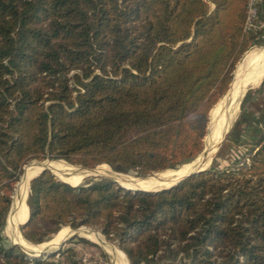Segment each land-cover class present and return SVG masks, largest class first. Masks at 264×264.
Masks as SVG:
<instances>
[{
  "label": "trees",
  "instance_id": "16d2710c",
  "mask_svg": "<svg viewBox=\"0 0 264 264\" xmlns=\"http://www.w3.org/2000/svg\"><path fill=\"white\" fill-rule=\"evenodd\" d=\"M248 4L0 0V264L50 262L2 235L31 160L147 175L203 151L209 112L258 41L245 28ZM258 136L249 163L160 191L109 177L75 186L44 170L30 183L23 235L41 244L64 227L89 226L131 264H264V131Z\"/></svg>",
  "mask_w": 264,
  "mask_h": 264
},
{
  "label": "rangeland",
  "instance_id": "374dc122",
  "mask_svg": "<svg viewBox=\"0 0 264 264\" xmlns=\"http://www.w3.org/2000/svg\"><path fill=\"white\" fill-rule=\"evenodd\" d=\"M256 1L259 4V7L260 6L263 7L262 10L260 9L259 18L256 20V23L258 21H261V22L264 23V18H262V17H264V0H256ZM252 33H254V34L259 33L258 34V38H257L258 41H257V43H255L254 45H252L244 53V55L242 56V58L240 59V61L235 65V68H234L233 73H232L233 74V79H232V81H231V83L229 85V89H230V87L232 88L234 82H236V81H233L234 78H235V76L237 77L236 71L238 70V68L240 67V65L242 64V62H244L245 58H246V60H245L246 63H247V61H249V63H251V65L254 64L253 62H255L257 55H259V54L255 53L256 51L254 49H256V48H258L260 46H264V28H262L261 30H259V29L252 30ZM251 50H253V51H251ZM251 65H249V64H246V65L243 64V66L245 68H249ZM260 83L258 85H254L253 87L250 86V85H248V86H245V88H244V86H243V89L241 91V94L238 97V101H239L238 106H235V107H237V109L234 111L233 116H231V123L229 125L226 124V126L217 127L215 130L210 129L211 128V125H212V116L217 111V108L220 106V104H222L224 102V100L227 99V98H225V96L227 94L224 97H222L212 107V109L210 110V112H209V122H208V127H207V135L204 138V147H205L206 152L207 151H209L210 153L213 152L211 150H214V152H213L212 155H209L210 156L209 157V163L207 164L208 167L212 168L214 166H217V167L223 168V167H227V166H235L237 164V161H238L237 158L239 157V155H241L243 153L242 152V148H243L242 145L243 144H241V147L238 146L239 143H240V141L238 139V134H241L242 133V130H243L242 127H241L242 124L239 123V122L240 121L243 122L246 119V117H248V115L250 113V108L252 107V106L250 107V105H251L252 102L255 101L254 100L255 99L254 98L255 96H253V93H254L255 89H257V87L260 86ZM231 84H232V86H231ZM223 98H225V99H223ZM241 101H242V103H241ZM235 119H236V121L234 122ZM232 122H234V123H232ZM238 124H239V126H238ZM228 131H229V133H227ZM214 135H216L217 137H214ZM255 141L249 147V151H247V153H250L251 152V149L253 148ZM219 144H221L220 150L218 151L217 154H215L216 151H217V149H218V147H219ZM239 150H240V152H238L236 154V151H239ZM243 155H244V153H243ZM214 156H215V158H214ZM240 160H242V159H239V161ZM46 161H50V162L63 161L65 163L69 164V165H72L74 167H79V168L85 169L87 171H95V169L97 170L98 168L99 169L101 168L100 170H103L98 175H95V174L93 175L92 174V175L88 176L87 178H85V179H83V180H81V181H79V182H77L75 184L70 183V182L64 180L63 178H61L60 176L57 175L58 177H60L64 181H66L67 183H69L71 185H75V186L76 185H79V184H82V183L96 181V180H98L99 178H102V177H109V178L111 177V178L117 179L121 183V185L123 184L126 187H130V188H133V189H143L140 185H132L131 184L132 178H136V179H138V178L141 179L142 178L143 179V178H148L149 176L153 175V174H150L148 176L142 175L140 172H138L136 170H129L126 167H122V166L121 167H117L116 169H113L112 167H109L107 165L106 166H100L99 165L98 167L96 166L93 169H88V168L83 167L81 165L71 164V163L67 162L66 160H62V159H51L50 157H46L45 160H39V159L31 160L28 164H26L24 166V171L22 173V175L24 174V176H23V180H22V182L20 184V188L18 190V193H23V192L26 191V197H25V202L24 203L26 205L27 216L24 219V221L26 219H28L27 217H29L28 216V207L29 206H28L26 200H27V196H28V193H29V181H30V179H32V177H31L29 179V181H28V184H27L26 176H27V173H28V167L29 166H32V165L38 166L40 163H44ZM191 161H190V163H191ZM186 163L187 162H185L184 164H186ZM184 164H182L180 167L175 168V169H166V171L167 170H174V171L182 170L183 168H186V166H188V164L185 165V166H184ZM164 171L165 170L161 171L160 173H162ZM39 173H37V174H39ZM155 174H158V173H155ZM36 175H34V176H36ZM128 183H130V184H128ZM17 184H16V187H17ZM167 187H169V186H167ZM162 188H164V187L157 188V189H162ZM157 189H152V190H148V191H153V190H157ZM143 190H146V189H143ZM17 200H18V194H17V197H16V201ZM29 215H30V213H29ZM11 223H12V220H11V217H10V219L6 223V225H5L4 229H3V233H2L3 238L5 240V243H7V244L12 243L14 237L16 239V240H14V242H16L18 240V238H20V235H19L18 231L15 230L14 228H12V224ZM16 227H17V225H16ZM87 227L88 228H83V231L81 232V234L84 235L82 237H84L85 239H87L89 242H86L84 240H80V239H77V238L72 240L73 237L70 238V239H68L66 241L65 245L62 246L61 249L58 251V253L55 252V253H53V254H51L49 256L50 257L49 258V261L50 262H48V263L49 264H70V263H76L77 262V264H115V261L113 260V258L109 254V252L100 243H98V242L96 243V241H93V240L89 239L88 237H86L85 236L86 232L87 231L88 232L91 231V232H96L97 234L100 233L102 235V237L105 239V241L109 245H112L113 247H115L116 249H118L119 251H121L123 253H124V251H122L120 249L119 245L115 241L108 240L106 238V236L98 228L89 227V226H87ZM89 228H91V229H89ZM66 229H68V230H66ZM73 232L74 231L70 227H64L58 233H56L51 240L46 241V242H43L40 245L39 244L38 245L39 246H42V244L49 243V244L52 245V247L50 249H52L53 247H58L59 244L62 241H64L66 238H68ZM15 234L17 235V238H16ZM21 235L24 237V238L21 237L22 239L28 241L25 238V236L23 235V232H21ZM28 242L30 244H32L30 241H28ZM18 244H20V243H18ZM70 248L72 249V252L71 251H67V249H70ZM63 250H64V252L61 253V254H59V252L60 251H63ZM65 251H67V252H65ZM54 254L56 256H54ZM124 254H125V257L129 260V258L126 255V253H124ZM28 256L29 257H33V256H30V255H28ZM46 258H48V257H46V255H45L44 256V259H46ZM44 264H47V263H44Z\"/></svg>",
  "mask_w": 264,
  "mask_h": 264
},
{
  "label": "bare ground",
  "instance_id": "6f19581e",
  "mask_svg": "<svg viewBox=\"0 0 264 264\" xmlns=\"http://www.w3.org/2000/svg\"><path fill=\"white\" fill-rule=\"evenodd\" d=\"M254 50L256 51L255 53L259 54V55L256 54L257 57H256L255 62H253L254 64L251 65V63H249V61H247V63H246L245 62L246 58H245L244 62H242V64L240 65V67L236 71L237 77H235V79H234V81H236V82H234L231 90L225 96V98H227V99L224 100V102L222 104H220V106L217 108V111L212 116V125H211L210 129L215 130L217 127L226 126V124L229 125L231 123V116H233L234 111L237 109V107H235V106H238V103H239L238 97L241 94L243 86L245 88V86H248V85H257L263 80V78H264V48L262 49V48L258 47ZM251 51H253V50H251ZM243 64H245V65L249 64L251 66L249 68H245L243 66ZM225 98H223V99H225ZM235 121H236V119L234 120V122ZM234 122H232V123H234ZM229 131L227 133H229ZM214 137H217V136L214 135ZM220 146H221V144H219V147ZM219 147H218V149H219ZM218 149H217L215 154H217ZM211 151L214 152V150H211ZM213 152L210 153L209 151L206 152V150H205L194 161L192 160L191 163L189 161L186 164H184V166L187 164H188V166H186V168H183L182 170H179V171L167 170V171H164L162 173L153 174V175L149 176L148 178H143V179L142 178L141 179L132 178L131 184L132 185H140L143 189H146V190H152V189H157V188H161V187L171 186V185L175 184L176 182H178L179 178L186 175L187 173H190L191 171H194V170L201 168V167L202 168L207 167V164L209 163V157H210L209 155H212ZM100 166H106V165H100ZM43 168L52 169L53 172L56 173L58 176H60L64 180H66L70 183H73V184L87 178L88 176H90L92 174L98 175L101 171H103V170H100L101 168L100 169L98 168L97 170L95 169V171H87L85 169L69 165L63 161H59V162H57V161H54V162L46 161L44 163H40L38 166L32 165V166L28 167V173L26 176L27 184H28L29 179L31 177H33L34 175H36L37 173H39ZM128 184H130V183H128ZM123 186H125V185H123ZM128 188H130V187H128ZM157 190H159V189H157ZM25 197H26V191L23 193H18V200L16 201L17 202V208H16V212L14 213L16 215V218H14V216L11 215L12 228L17 230L19 235H20V238H18V240H17L18 242L17 241L16 242L20 243L27 251H29L31 253H34L35 251L40 252L43 250L50 249L52 247V245L49 243L42 244V246H34V245L30 244L28 241L22 239L24 237L21 235V232H20L18 226H19V223H23L27 220L26 219L24 221V219L27 216L26 205L24 203ZM29 213H30V210L28 207V216H29ZM14 223L17 225V227ZM66 230H68V229H66ZM82 231H83V229L81 230V232ZM99 234H97L96 232H91V231L88 232L87 231L85 236L88 237L89 239L93 240V241L100 243L109 252L111 257L115 261V264H130L129 260L125 257V254L123 252L119 251L118 249H116L112 245H109L105 241V239L102 237V235L100 234L101 235L100 236ZM15 236L17 238L16 234H15ZM14 240H16L15 237H14L13 241ZM36 254H38V253H36Z\"/></svg>",
  "mask_w": 264,
  "mask_h": 264
},
{
  "label": "water",
  "instance_id": "95a60500",
  "mask_svg": "<svg viewBox=\"0 0 264 264\" xmlns=\"http://www.w3.org/2000/svg\"><path fill=\"white\" fill-rule=\"evenodd\" d=\"M260 48H264V46H260ZM236 77V76H235ZM235 79V78H234ZM263 80H264V78H263ZM263 80L261 81V83L263 82ZM234 81V80H233ZM233 83V82H232ZM260 83V84H261ZM231 86H232V84H231ZM250 86H254V85H250ZM230 89H231V87H230ZM230 89L228 90V92L226 93V94H228L229 93V91H230ZM225 94V95H226ZM224 95V96H225ZM223 96V97H224ZM241 103H242V101H241ZM205 150V147H204V149H203V151ZM220 150V147H219V149H218V151ZM202 151V152H203ZM201 152V153H202ZM200 153V154H201ZM218 153V152H217ZM199 154V155H200ZM199 155L196 157V158H198L199 157ZM216 156V155H215ZM215 156H214V158H215ZM196 158H194L193 159V161L196 159ZM213 158V159H214ZM84 167V166H83ZM111 167V166H110ZM180 167V166H179ZM87 168V167H86ZM210 167H201V168H198V169H196V170H194V171H191L190 173H187L186 175H184V176H182V177H180L179 178V180H178V182H176L175 184H173V185H171V186H169V187H164V188H162V189H159V190H154V191H160V190H163V189H168V188H171V187H173V186H175V185H177L181 180H183L184 178H186V177H189V176H191V175H194V174H197V173H200V172H203V171H205V170H207V169H209ZM88 169H93V168H88ZM169 169H175V168H169ZM44 170H50L51 172H53V170L52 169H50V168H44L41 172H43ZM40 172V173H41ZM161 171H157V172H152V173H150V174H155V173H160ZM25 173V172H24ZM39 173V174H40ZM54 173V172H53ZM56 176H57V174L56 173H54ZM150 174H147L146 176H148V175H150ZM38 175V174H37ZM36 175V176H37ZM23 176H24V174L23 175H21V177H20V180H19V182H18V184H17V187H16V191H15V194H14V196H13V201H12V204H11V208H10V211H9V213H8V216H7V220H6V223L8 222V220L10 219V217H11V215H13L14 216V218H16V215L14 214L15 212H16V208H17V202H16V197H17V194H18V190H19V188H20V184H21V182H22V180H23ZM145 176V177H146ZM35 177V176H34ZM34 177H32V179L34 178ZM58 177V176H57ZM59 179H61L60 177H58ZM111 178V177H110ZM32 179H30V181H29V193H28V196H27V200H26V202H27V204H28V198H29V194H30V183H31V180ZM112 180H114V181H116V182H118L119 184H120V182L117 180V179H114V178H111ZM61 180H63V179H61ZM64 181V180H63ZM66 182V181H65ZM121 185V184H120ZM77 186V185H76ZM123 188H126V189H132V188H128V187H125V186H123V185H121ZM132 190H143V189H132ZM144 191H148V190H144ZM29 206V205H28ZM29 218H30V215H29V217H28V219L25 221V222H23V223H19V230L22 232V226L24 225V224H26L27 222H28V220H29ZM71 228V227H70ZM83 228H88L87 226H82V227H79V228H77V229H73V228H71L74 232L68 237V238H66L64 241H62L60 244H59V246L58 247H53L52 249H47V250H43V251H40V252H34V253H31V252H29V251H27V250H25L20 244H18V243H16V242H12L14 245H19L28 255H30V256H33V257H42L44 254H46V257H49L52 253H58V251L61 249V247L62 246H64L65 245V243H66V241L68 240V239H70V238H72V237H75V236H77V235H79V236H84V235H82L81 234V230L83 229ZM89 229H91V228H89ZM32 243V242H31ZM97 243V242H96ZM34 246H39L38 244H34V243H32ZM36 253H38V254H36Z\"/></svg>",
  "mask_w": 264,
  "mask_h": 264
},
{
  "label": "crops",
  "instance_id": "0c3cea01",
  "mask_svg": "<svg viewBox=\"0 0 264 264\" xmlns=\"http://www.w3.org/2000/svg\"><path fill=\"white\" fill-rule=\"evenodd\" d=\"M258 85V84H257ZM253 96L254 102L250 105V113L248 117H246L247 121L246 124L242 125V133L238 134L240 135V143L238 146L242 147L241 155L237 158V162H239V159H242L243 156L247 154V151H249V147L252 145V143L257 139V135L260 131H264V83L262 82L257 89H255ZM240 152L236 151V154ZM236 157V156H235ZM236 160V159H235Z\"/></svg>",
  "mask_w": 264,
  "mask_h": 264
},
{
  "label": "built area",
  "instance_id": "2783aa9c",
  "mask_svg": "<svg viewBox=\"0 0 264 264\" xmlns=\"http://www.w3.org/2000/svg\"><path fill=\"white\" fill-rule=\"evenodd\" d=\"M260 14V7L256 0H249L248 4V17L246 21V30L252 31L255 29L261 30L264 28V23L256 20L259 18ZM251 153H247L245 156L242 157V160L239 161V164H247L250 162Z\"/></svg>",
  "mask_w": 264,
  "mask_h": 264
}]
</instances>
